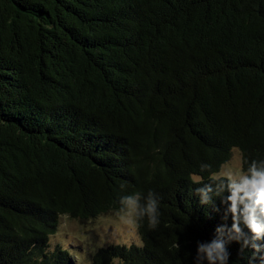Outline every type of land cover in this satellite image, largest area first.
Here are the masks:
<instances>
[{
  "label": "trees",
  "instance_id": "16d2710c",
  "mask_svg": "<svg viewBox=\"0 0 264 264\" xmlns=\"http://www.w3.org/2000/svg\"><path fill=\"white\" fill-rule=\"evenodd\" d=\"M233 146L264 159V0H0V264H75L62 217L150 190L159 225L95 263L195 264L225 209L190 176Z\"/></svg>",
  "mask_w": 264,
  "mask_h": 264
},
{
  "label": "clouds",
  "instance_id": "9594fccd",
  "mask_svg": "<svg viewBox=\"0 0 264 264\" xmlns=\"http://www.w3.org/2000/svg\"><path fill=\"white\" fill-rule=\"evenodd\" d=\"M200 172L209 174V182L205 183L197 173L190 176L193 184L200 185L195 189L200 205L219 211L215 202L220 200L225 210L224 224L216 229L214 238L210 242H197L195 264H229L228 245L233 242L240 245L241 253L250 250L248 264H264L261 255L264 245L260 243L264 241V159H248L238 146H233L229 158L217 169L202 163ZM119 204V209L112 213L113 220L137 239L145 218L151 229L160 223V197L154 191L122 196ZM112 264L123 262L114 257Z\"/></svg>",
  "mask_w": 264,
  "mask_h": 264
},
{
  "label": "rangeland",
  "instance_id": "374dc122",
  "mask_svg": "<svg viewBox=\"0 0 264 264\" xmlns=\"http://www.w3.org/2000/svg\"><path fill=\"white\" fill-rule=\"evenodd\" d=\"M138 239L129 234V230L115 222L112 215L103 216L91 220L85 224L71 219L62 217L57 234L52 237L51 245L61 244L66 248L77 251L73 262L75 264H96L94 255L98 254L101 249H106L114 245L141 244ZM95 250L94 252L92 250Z\"/></svg>",
  "mask_w": 264,
  "mask_h": 264
}]
</instances>
